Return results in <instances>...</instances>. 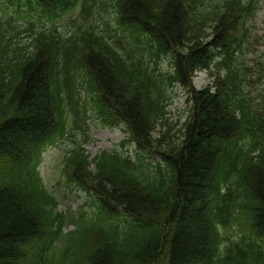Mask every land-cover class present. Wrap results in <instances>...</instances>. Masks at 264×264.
<instances>
[{
  "label": "trees",
  "instance_id": "16d2710c",
  "mask_svg": "<svg viewBox=\"0 0 264 264\" xmlns=\"http://www.w3.org/2000/svg\"><path fill=\"white\" fill-rule=\"evenodd\" d=\"M3 1L27 23L0 27V264H68L69 248L55 256L61 237L77 249L71 264H264V61L252 79L239 40L257 1ZM169 55L172 73L158 70ZM214 63L213 83L196 89L195 74ZM175 84L187 91V118L158 126ZM90 110L125 125L148 156L103 152L89 171L78 137ZM67 139L64 174L79 187L90 176L100 218H133L124 237L119 223L82 219L62 233L39 164ZM156 156L165 167L151 175Z\"/></svg>",
  "mask_w": 264,
  "mask_h": 264
},
{
  "label": "rangeland",
  "instance_id": "374dc122",
  "mask_svg": "<svg viewBox=\"0 0 264 264\" xmlns=\"http://www.w3.org/2000/svg\"><path fill=\"white\" fill-rule=\"evenodd\" d=\"M255 27L257 28L258 36H261V40L256 52L249 55L250 59L264 54V1L259 16L255 21ZM164 67L167 68L166 63H164ZM210 80L211 78L208 76V71H202L198 73L195 83L196 86L200 88ZM169 96L167 103V121L164 122V126L174 128V125L184 120L187 116V96L180 88L172 91ZM90 138L91 140L85 146L91 158H94L106 149L113 148L136 153L133 144H122L125 138V133L122 128L104 129L102 126H93L90 131ZM68 143L70 142L67 140L66 142H61L47 148L44 160L40 165V171L44 176L46 184L56 190L60 200L57 210L67 213V224L64 227V232L73 230L75 226L73 225V220H76L73 216L76 217L78 212H90L92 204L91 198L87 193L76 191L75 189L70 191L69 187L66 185V176L64 174L65 157L68 155V150L72 148L67 145ZM120 143L121 147H117ZM124 228L127 229L129 227L126 226ZM63 243V240L57 243L56 247L59 252L62 250ZM83 246L85 248L86 243H84Z\"/></svg>",
  "mask_w": 264,
  "mask_h": 264
}]
</instances>
